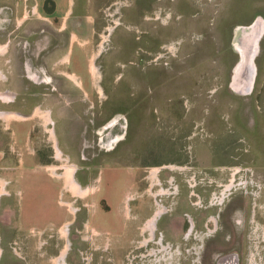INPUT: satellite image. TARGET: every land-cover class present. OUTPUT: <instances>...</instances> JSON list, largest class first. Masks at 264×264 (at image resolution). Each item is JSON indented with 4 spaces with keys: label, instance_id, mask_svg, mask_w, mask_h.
<instances>
[{
    "label": "rangeland",
    "instance_id": "1",
    "mask_svg": "<svg viewBox=\"0 0 264 264\" xmlns=\"http://www.w3.org/2000/svg\"><path fill=\"white\" fill-rule=\"evenodd\" d=\"M54 1L96 42L92 87L81 99L60 86L21 92L37 95L36 128L51 108L64 152L52 170L0 144V173L16 162L2 173L19 179L0 199V264H214L226 253L264 264V0ZM257 18L253 85L237 93V48ZM42 38L54 43L50 29ZM152 235L162 241L144 243Z\"/></svg>",
    "mask_w": 264,
    "mask_h": 264
},
{
    "label": "crops",
    "instance_id": "2",
    "mask_svg": "<svg viewBox=\"0 0 264 264\" xmlns=\"http://www.w3.org/2000/svg\"><path fill=\"white\" fill-rule=\"evenodd\" d=\"M47 1L52 3L48 11H45L37 2L0 0V144L7 143L8 150L14 151V156L19 157V153L24 151L31 159L33 167L52 168L53 151L55 149L64 152V139L59 144L55 137L51 108L45 110L47 113L44 112V117L40 116L42 128H36L34 119H36L37 103L29 106L28 102L33 103V100L37 102V95L30 92L21 95V92H26L28 88L60 86L64 88V91L71 92L74 98L81 99V95L74 93L77 91L86 93L85 89L92 87L87 56L95 52L96 42L92 43L91 33L85 36L82 34L84 22L80 17H76L71 25L67 26L66 14L60 17L57 13L59 8L57 2ZM39 9L49 17H42ZM48 29L54 41L51 44L44 42L42 38V31L46 33ZM63 39L64 53L58 55V47ZM27 43L29 48L25 49ZM75 44L78 52L71 64L70 55ZM79 54L85 55L86 64L79 63ZM27 63L30 64L27 65ZM84 67L89 77V84L84 82L80 75V70L84 71ZM49 95L45 93L40 99L41 102L44 104L50 102ZM86 95L88 96L85 94L83 97ZM13 123L16 127L12 129ZM7 130L11 132L9 136L4 135V131ZM39 154L43 155L39 156ZM21 161L23 162V159ZM10 166L17 167V163L10 161L4 163L2 171H6ZM2 171L0 199L6 193L4 189L6 184L11 183L12 180L18 183L19 180L16 179L18 175L9 179ZM8 195L10 196V193H6V196ZM59 258L60 256L52 258V263L59 264Z\"/></svg>",
    "mask_w": 264,
    "mask_h": 264
},
{
    "label": "bare ground",
    "instance_id": "3",
    "mask_svg": "<svg viewBox=\"0 0 264 264\" xmlns=\"http://www.w3.org/2000/svg\"><path fill=\"white\" fill-rule=\"evenodd\" d=\"M255 22L251 23V25L249 27H244L246 28L245 32L247 33L246 37H244L243 39L241 38V40H246V48L244 49L243 47H239L237 48V52L239 54V58L242 57V59L240 60L239 63H237L235 65V70L239 71L240 68L244 66L245 64V59L248 56H253L254 54L256 55L257 53V40L260 39L261 36V24L258 25V27H256V25L254 24ZM244 32V33H245ZM255 65L252 64V62L248 61V65H247V69L250 71V69L254 68ZM254 74V71H253ZM252 74H250L251 77ZM253 76V75H252ZM252 80V77H251ZM64 181L65 183L73 190V192H78L79 186L76 184V182L73 179V172L75 171V169L72 168H68L66 166H64Z\"/></svg>",
    "mask_w": 264,
    "mask_h": 264
},
{
    "label": "water",
    "instance_id": "4",
    "mask_svg": "<svg viewBox=\"0 0 264 264\" xmlns=\"http://www.w3.org/2000/svg\"><path fill=\"white\" fill-rule=\"evenodd\" d=\"M261 36H260V38H261ZM259 40L260 39L257 40V49H258V41ZM240 47H243L245 49L246 48V42H245L244 46H240ZM254 57H255V54L252 57L248 56L244 60L245 64H244L243 68L241 67L239 71H236L235 67L233 68V71H232L233 73H232V76H231L230 87L235 92H237V93H248V92H250V90L252 88V85H253V81H254L255 71H254V76H252L253 75V70L251 72H249V70L247 69V65H248V61H250V62H252V64H254ZM241 59H242V57L239 58V62H240ZM239 62H237V63H239ZM250 74H252L251 75L252 80H251ZM248 89H249V91H246ZM230 262H231V264H236L237 263L236 259L234 257L230 258Z\"/></svg>",
    "mask_w": 264,
    "mask_h": 264
},
{
    "label": "flooded vegetation",
    "instance_id": "5",
    "mask_svg": "<svg viewBox=\"0 0 264 264\" xmlns=\"http://www.w3.org/2000/svg\"><path fill=\"white\" fill-rule=\"evenodd\" d=\"M255 23V25H256V27H258V25L259 24H261L262 26H261V35H262V33H263V21H262V19L261 18H257L255 21H254ZM253 23V22H252ZM148 227H150V224L148 225ZM163 236V235H162ZM161 236V237H162ZM152 237V238H151ZM151 237H149V236H147V240H146V242L144 241V243H146V244H148V241L149 240H151V239H153L152 240V243L154 242L156 245H158V243L159 242H161L162 241V239H155V241H154V238H153V235L151 236ZM0 238H1V235H0ZM142 239H143V234H142V237H141ZM140 238V239H141ZM15 243L17 244L18 243V250H19V253H20V251H21V248H20V244H19V242L18 241H15ZM143 243V244H144ZM142 244V245H143ZM141 245V246H142ZM145 245V244H144ZM62 246V245H61ZM59 248H60V245H59ZM16 252V251H15ZM140 252H143V249L141 250V251H139L138 253H134L135 255H138ZM1 255V254H0ZM20 256V255H19ZM230 256V257H229ZM232 257H234L235 259H236V264H239V259H238V256H237V254L236 253H226V254H220V255H215L214 257H213V262H214V264H231V262H230V258H232ZM60 259V258H59ZM51 261V260H50ZM63 262V260L62 259H60V263H62ZM51 263H52V261H51Z\"/></svg>",
    "mask_w": 264,
    "mask_h": 264
}]
</instances>
